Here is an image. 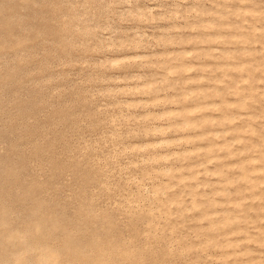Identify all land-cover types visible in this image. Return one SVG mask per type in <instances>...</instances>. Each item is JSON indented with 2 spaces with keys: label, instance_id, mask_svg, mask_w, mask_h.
I'll return each mask as SVG.
<instances>
[{
  "label": "clouds",
  "instance_id": "1",
  "mask_svg": "<svg viewBox=\"0 0 264 264\" xmlns=\"http://www.w3.org/2000/svg\"><path fill=\"white\" fill-rule=\"evenodd\" d=\"M23 4L0 22V264H264V0ZM200 19L251 49L244 76L209 74L234 145L212 181L143 147L126 95L182 101L155 52Z\"/></svg>",
  "mask_w": 264,
  "mask_h": 264
},
{
  "label": "bare ground",
  "instance_id": "2",
  "mask_svg": "<svg viewBox=\"0 0 264 264\" xmlns=\"http://www.w3.org/2000/svg\"><path fill=\"white\" fill-rule=\"evenodd\" d=\"M20 2L21 4L18 6L22 5V0ZM2 5H0L2 8L0 13L4 11ZM13 16L21 17L17 10L12 14ZM6 21L9 23L11 19L8 17ZM195 23L198 25V32L187 38L192 42L191 49L175 52V56L170 58L175 61L174 68L170 71H175L177 76L184 81L183 84L186 85L190 83L186 81L190 78L183 76L182 73L188 67L187 60L204 57L205 61L191 63V65L197 66L198 76L201 80L205 79V83L183 86L181 106L178 109L167 111L176 115V117L169 116L172 118L169 125L174 130H190V133L184 134L181 138L194 139L195 142H192L193 146L175 151L171 155H174L178 161H186L184 165L196 174L197 179L202 177L205 181H212L218 178L219 169L215 166L217 161L224 156H230L234 145L231 144L228 137L224 136V132L228 131V126L219 115L221 109L213 98L216 89L211 88L208 83L209 74L219 68L234 77L244 76L248 70L249 57L242 55L239 60L231 59L229 58L230 53L232 51L250 52L251 49L238 37H234L231 43H227L224 36L231 33L232 29L218 25L213 19H200ZM258 47L256 45V48ZM221 55L225 57L224 62L219 60ZM205 66H210V68H204ZM147 86L151 91L150 84ZM234 160L235 157H233ZM23 166L26 169L24 162ZM240 178L247 179L246 176Z\"/></svg>",
  "mask_w": 264,
  "mask_h": 264
},
{
  "label": "rangeland",
  "instance_id": "3",
  "mask_svg": "<svg viewBox=\"0 0 264 264\" xmlns=\"http://www.w3.org/2000/svg\"><path fill=\"white\" fill-rule=\"evenodd\" d=\"M18 4H21L20 0H4L3 8L4 11L0 13V22H5L6 19L9 17L11 21L9 23H15L17 22L21 17L25 15L24 8L25 5L18 6ZM18 11L19 15L21 17H12V14L15 11ZM5 23H8L7 21ZM164 27H167V25H163ZM197 24L194 22L190 25H188L186 28H183L181 33L178 34L172 43H167L163 45L160 49H157L155 54L160 56H167L169 58H172L175 56V52L179 50H190L192 47V42L188 41L187 38L193 34H196L198 32ZM176 27H180V25H177ZM206 44V43H204ZM212 45V44H210ZM193 51V50H192ZM191 51V52H192ZM202 59V60H201ZM198 61H205L204 57H200L199 59H193V60H187L188 67L185 69V71L182 73L183 76L190 78L189 80H186L187 82H190L186 85L183 84V86H189V85H195L199 83H205V79L201 80L198 76V69L197 66H192V64L197 63ZM173 64L175 63L174 60H172ZM204 68H210V66H205ZM174 74L177 76L178 74L173 71ZM154 74V73H150ZM184 83V81H183ZM148 84H132L129 88L126 90V95L128 96V103L133 107V110L140 112L141 115H144L147 117V128L145 130L146 136L149 138L148 143L143 145L146 149H151L152 151L158 153L162 158L164 156L165 160L172 158L175 159L174 155H171L175 151H181L184 148H189L193 145L192 142L194 139H184L181 138V136H184L186 133H190V130L182 131V130H174L170 125L169 122H171L172 118H169V116L176 117L175 114H170L167 111H172L175 109H178L181 104L180 102H177L174 97L168 96L163 98V101L160 103H153L152 99L150 97L153 96L152 92L148 89ZM151 87V85H150ZM155 99H160L159 97H155ZM190 105V103H189ZM170 126V127H169ZM158 128V129H154ZM203 146V145H199ZM163 158V159H164ZM178 161V160H177ZM23 162L26 165V170L30 171V168H28V162L27 159H24ZM186 163V161H181Z\"/></svg>",
  "mask_w": 264,
  "mask_h": 264
}]
</instances>
